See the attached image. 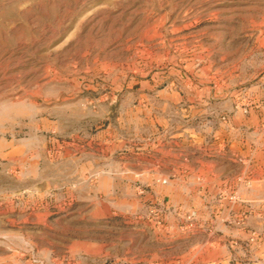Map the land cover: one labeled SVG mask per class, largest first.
<instances>
[{
	"label": "rangeland",
	"instance_id": "obj_1",
	"mask_svg": "<svg viewBox=\"0 0 264 264\" xmlns=\"http://www.w3.org/2000/svg\"><path fill=\"white\" fill-rule=\"evenodd\" d=\"M263 196L264 0H0V264H218Z\"/></svg>",
	"mask_w": 264,
	"mask_h": 264
},
{
	"label": "crops",
	"instance_id": "obj_2",
	"mask_svg": "<svg viewBox=\"0 0 264 264\" xmlns=\"http://www.w3.org/2000/svg\"><path fill=\"white\" fill-rule=\"evenodd\" d=\"M256 197L257 196L254 194H248L244 197H241L240 201L248 202L257 199ZM251 216L252 214L250 213L249 218ZM250 222L251 221L248 222V227L244 230V232L240 231V233H238L237 235L239 236V240H241L240 244L235 243L234 246L230 245V248H228L227 246H225L226 248H224L225 250L234 248V250L240 251L238 253H236L235 251L234 253L236 254L229 253V256H226L225 259L218 261V264H264V241L252 242L250 243V245L248 243L246 244L243 241L247 239L251 229H254V226ZM257 249L260 250L259 253L256 251ZM241 250H244L245 253H241Z\"/></svg>",
	"mask_w": 264,
	"mask_h": 264
}]
</instances>
